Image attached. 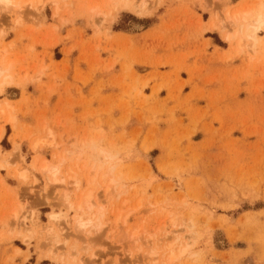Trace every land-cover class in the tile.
Returning a JSON list of instances; mask_svg holds the SVG:
<instances>
[{"label": "rangeland", "instance_id": "1", "mask_svg": "<svg viewBox=\"0 0 264 264\" xmlns=\"http://www.w3.org/2000/svg\"><path fill=\"white\" fill-rule=\"evenodd\" d=\"M259 14L264 0L1 7L0 264H264V25L245 35ZM206 32L227 48L226 69L221 93L201 88L199 105L183 89ZM59 44L93 73L120 64L119 93L95 107L61 101Z\"/></svg>", "mask_w": 264, "mask_h": 264}, {"label": "crops", "instance_id": "2", "mask_svg": "<svg viewBox=\"0 0 264 264\" xmlns=\"http://www.w3.org/2000/svg\"><path fill=\"white\" fill-rule=\"evenodd\" d=\"M208 34H214V33L206 32L205 39L211 41V47L208 50V54L205 57H203L198 63L197 61L192 62L193 60H191V63H196L195 69H197V71L193 73L195 79H193L194 82H192L190 85H187L183 89V95L194 94L195 100L192 102L199 105H205V101H202L198 98L199 97L198 94H200L199 92H201V88L207 89L208 90L206 91L207 93L214 92L217 95L221 93L222 91L221 77L224 73V70L226 69V65L224 64L223 57L221 55L223 51H225L227 48L217 44L215 42V38ZM66 45L69 46L70 43H67ZM57 47L54 48L53 59L55 62L62 63L60 64L59 71L62 74L64 73L66 74V81L63 82L62 84V88L64 92L60 96H58L59 99H61V101L64 99L68 101L69 97H74L79 102H83L87 100L92 101L93 107H95L96 105L97 106L99 105L100 96L110 99L116 96L117 93H119V90L113 87V83L120 81V79H122V77L126 75V70L120 64L116 65L115 68L109 72L93 73V70L91 69L90 65L76 64V59L80 55L78 50L72 51L71 54L67 56L63 51L64 44H59L58 49L59 52L62 54V57L59 60L56 59L55 52ZM216 47L222 50L218 51L216 50ZM201 68L202 70L200 71ZM133 69L135 72H138L140 75L143 76L142 78L143 80L145 79L146 76H149L151 73H153V69L145 68L143 66H134ZM159 71L162 73H166L169 71V68H160ZM196 76L198 78H196ZM181 78L182 80H188L189 75L183 72L181 73ZM209 79H217V80H215L213 83L207 84V81ZM147 89L145 90V94L150 95L151 90H149V88ZM167 95L168 92L162 89L159 92L158 98L163 100L167 98ZM57 98L53 97V101L56 100ZM7 126L8 124L4 125L2 128V135L0 142H2V140L5 137L9 136Z\"/></svg>", "mask_w": 264, "mask_h": 264}, {"label": "bare ground", "instance_id": "3", "mask_svg": "<svg viewBox=\"0 0 264 264\" xmlns=\"http://www.w3.org/2000/svg\"><path fill=\"white\" fill-rule=\"evenodd\" d=\"M10 5H12V0H0V8L1 7H3V8H8L9 7V9H10ZM144 6V5H143ZM141 7V6H140ZM142 8H144V7H142ZM146 9L144 8V10L142 11V9H140L139 10V12H142V13H144V12H146L145 11ZM248 13H250L249 11H245L244 12V17H243V20L245 21V20H247L248 19V16H249V14ZM264 25V15L263 14H259L257 17H256V19L254 20V23L253 24H249L248 25V28H247V30H246V32H245V35L248 37V38H250L251 40H255V38H256V35L258 34V32L261 30V28H262V26ZM231 34V33H230ZM230 34H227V39L228 40H230L231 38H232V35H230ZM5 70V69H4ZM4 70H1L0 69V76H2L3 75V73H4ZM9 83V77H3L1 80H0V94H2L5 90V87H6V85ZM40 142L41 141H34L33 143H32V146H31V148L34 150V151H38V149H39V145H40ZM42 143V142H41ZM47 163H46V161L44 160V162L41 164V170L43 171V172H46L47 171ZM56 171L57 170H55L54 172H53V174H55L56 173ZM20 175L21 176H23V174L22 173H20ZM88 202V201H87ZM52 219H56L57 220V218H58V215H56V214H51V216H50ZM78 226L80 227V228H85L86 226H88V225H91V223L89 222V223H85V222H82V221H79L78 222Z\"/></svg>", "mask_w": 264, "mask_h": 264}]
</instances>
